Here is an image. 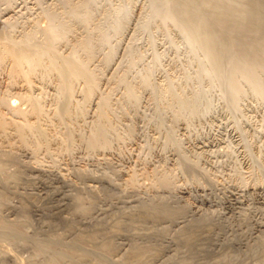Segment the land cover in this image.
I'll return each instance as SVG.
<instances>
[{"label":"bare ground","instance_id":"obj_1","mask_svg":"<svg viewBox=\"0 0 264 264\" xmlns=\"http://www.w3.org/2000/svg\"><path fill=\"white\" fill-rule=\"evenodd\" d=\"M2 1L4 2V0ZM149 1L153 7L152 17L160 18L162 9L166 7L168 9L166 20L169 22L165 20L161 26L166 27L167 24L173 23V26L169 27L175 33L178 26L182 31L177 32V36L184 41L190 51L201 52L206 58L207 64L201 70L202 76H208L218 86L227 85L235 90V94H232L233 96L229 98V104L226 106L229 115L237 114L241 104L246 103L248 106L249 104L253 106L252 102L264 100V81L259 74L260 71L264 74V0ZM5 3L6 6L12 4V7L1 11L0 19L4 26H7L6 31L9 28V32H7L10 37L12 36L11 43L16 48L5 49L6 52L0 53V72L7 67V64L10 65L9 87L6 89V93L12 90L15 95L11 98L8 97L9 94L3 93V90V92L0 91V141L8 139L10 134L16 136V141L12 142L14 147L9 143V146L13 147L11 152L0 154V168L5 169V163H18L14 149H25V151L28 150L31 154L37 155L41 149L49 152L54 141H59L57 143L63 154L72 152L77 140L91 156L100 152L109 153L115 148H120L124 142L132 141L137 136L138 122L145 119L139 110L141 94L142 91L151 89L154 92H161L162 95L159 98L158 116L153 120L155 129L152 132L159 136L157 146L161 147V153L167 152L172 155L174 165L172 163L171 165L174 168L172 167L173 169L169 171L183 175L188 179L186 180L188 182L201 185L203 181H207L208 173H204L203 168L201 170V162L208 154L210 144L200 142L194 154L177 142L176 134L183 130L191 135L190 125L194 127L204 121L210 109L209 103L200 93L186 96L181 93L180 89L173 86L166 87L167 89L164 91H161L160 88L157 89L151 83V68L140 77L138 86L131 84L126 76L118 77L117 83L124 90L122 101L114 104L110 94L100 97L92 130L87 135L77 131L78 123L76 124V122H79V118H83L86 104H89L97 94L99 76L96 68H92V63L95 62V58L98 59L97 56L101 53L102 48L111 46V34L117 35L124 29L128 22L127 12L124 9H120L116 14H107L102 25L103 29H99L100 26H93L99 12V5L95 0H81L76 3L62 0L61 6L65 11V16L64 13L60 15L51 9H47L43 13L48 23L41 33L44 40L38 44L35 30L29 33H19V37L14 36L16 35L14 30L17 27L13 22L16 21L12 22L11 20L12 17H19L21 15L19 13L24 10L31 13L35 7H37L38 13L35 11L34 13L38 15L37 18H40L42 8L38 1L25 0L22 4L17 5L18 10L12 9L15 6L14 0H5ZM129 10L127 9V11ZM150 26L148 24L145 30L147 31ZM81 29H83L82 32ZM1 37L3 38L2 41L0 39V42L8 41L7 33ZM32 40L34 43L30 50L44 53V57L37 56L29 63L21 51L19 54L18 48L30 45ZM63 45L68 49L67 53H62L60 47ZM113 54L114 50L110 48L108 52L100 56L102 64H111ZM129 55L135 54L131 52ZM132 59L133 57L130 58V63ZM222 62H226L228 66H224ZM229 76L238 77V79L227 84L226 80ZM80 86H82L81 90ZM47 89H51L55 93L53 102L55 107L51 112L46 110L42 99ZM19 101L21 104L24 103V106L26 104L25 107L28 109L19 108ZM203 102L204 106L201 108ZM115 106L117 107L115 108ZM250 108L248 109L250 110ZM169 117L171 120L168 125ZM198 138L201 140L200 137ZM144 142L146 146V141ZM1 148H4L3 145ZM119 153L121 152L119 151ZM160 158L161 164H167V159ZM156 169L151 176V186L166 193L173 191L175 189L172 181L173 175L169 172L163 174L161 170L158 172ZM1 170L3 169L1 168ZM5 170L0 173L1 175L3 173L2 177H4ZM139 175L145 177L144 172ZM139 175H136L137 179L133 177L132 186L137 185ZM18 177L4 179L10 183L11 180H17ZM5 185L7 186V184ZM110 192L106 193V197L112 199ZM163 197L158 200L156 198L154 202L151 200L147 204L141 203L135 213L130 215L127 213L125 218L122 215L113 218L112 224H108V221L92 220L93 211L98 205V197L93 195L91 198H87L84 203L76 204L77 215L89 221L85 230L77 232L73 229L76 228L73 226L74 224H71L73 227L68 226L72 232L69 231L70 234L74 235L71 241L66 242L67 239L64 236L55 233L45 242H36L37 250L47 257L46 264L154 263V260L159 256L158 240L166 238L168 232L167 229V232H164V229H160L159 226L163 223L177 224L186 217L185 209L180 207L179 203H175L176 198ZM6 200H8L7 194L1 193L0 201ZM191 222L188 221L185 224L176 239L184 255L181 256L182 253L179 252L180 256L171 258L169 264H234L235 253L232 251L231 243L227 245V251H224L222 255L215 257L209 254L210 244L206 237L212 234L213 218L200 217ZM25 226L24 223L23 225L19 223L0 225V239L3 237L7 242H12V237H14L15 241L12 243L25 241L27 237L25 236ZM122 232H127L130 235V238L127 236L131 242L130 249L124 258L116 259L115 255L119 249L116 239L122 236ZM141 238L143 240L138 243ZM258 243L256 247L249 250L248 257L256 260L255 263L258 261L262 264L264 263V240L261 239ZM160 252L162 253L161 248Z\"/></svg>","mask_w":264,"mask_h":264},{"label":"rangeland","instance_id":"obj_2","mask_svg":"<svg viewBox=\"0 0 264 264\" xmlns=\"http://www.w3.org/2000/svg\"><path fill=\"white\" fill-rule=\"evenodd\" d=\"M24 1L17 0L12 9L16 10L17 5ZM36 1L42 8L40 18L36 17L38 15L35 13H38V10L35 7L31 13L24 10V12L19 13L22 17H20L21 15L14 17L16 20H13L12 17L11 20L12 22L16 21L13 22L17 27L14 30V34H16L14 36L19 37V33H29L35 30L37 43L41 44L44 40L41 33L48 23L43 13L47 9H51L60 15L64 13L65 16V11L61 6L62 0ZM69 1L76 3L81 0ZM95 1L99 5V12L93 26H100L98 28L103 29L102 25L106 15L116 14L120 9L127 12L128 22L121 33L111 34V46L113 48L111 46L102 48L101 53L97 56L98 59L95 58V62L92 63V68H96L99 76L97 94L89 104H86L83 118H79V122H76V124L78 123L76 127L78 133L87 135L92 130L100 97L110 94L114 104L122 101L124 90L117 83L118 77L126 76L131 84L138 86L140 77L151 68V83L157 89L160 88L161 91H164L167 89L166 87L173 86L180 89L181 93L186 96L200 93L209 103L210 109L204 121L194 127L190 125L191 135L183 130L176 134L177 142L194 154L200 142L210 144V153L208 152L201 162V170L203 168V172L208 173L209 180L201 181L200 185V183L186 181L188 179L179 173L175 174L174 171H169L174 168L172 155L167 152L161 153V147L157 146L159 136L152 132L155 129L153 120L158 116L159 98L162 95L161 92H154L151 89L144 90L141 94L139 110L145 119L138 122L137 136L132 141L124 142L120 148L109 151V153L100 152L91 156L85 151L86 149L82 147L79 140H77L74 150L66 154L60 151L59 141H54L55 144L51 145L49 152L41 149L37 155L31 154L25 149H14L18 163H5L6 167L9 166L7 169L4 166L6 170L1 167L5 171L4 177H2L3 173L0 174V194H7L8 200H6L7 203L0 201V225H11L12 223L23 225L24 223L26 225L25 236L27 237L25 241L14 243H12L15 241L14 237H12V242H7L1 237L0 264H46L47 257L37 250L36 242H45L55 233L64 236L67 239L66 242H69L74 235L70 234L71 231L68 226L76 227L77 229H73L77 232L85 230L89 221L77 215L76 207L93 195L98 197V205L93 211L92 220L108 221V224H112L113 218L121 215L125 218L127 213L128 215L135 213L141 203L147 204L151 200L154 202L156 198L158 200L163 196L170 199L176 198L175 203H179L178 205L185 209L186 217L177 224L163 223L159 226L160 229H164V232L167 229L168 238L158 240L160 244L157 243V246L159 245L160 257L158 256L159 258L157 257L151 264H169L170 259L178 257L179 252L183 256V251L179 248L178 240H176L177 235L188 221L193 220L192 222H194L200 217L207 216L214 219L212 234L206 237L209 240V254L211 256L222 255L224 251H227V245L231 243L233 245L232 251L235 253L234 264H261L258 261L255 263L256 260H252L248 255L252 247H256L261 239L264 240V100L262 102L257 101L260 104L252 102L253 106L250 104L248 106L246 103L241 104L237 114L229 115L226 106L229 104V98L235 94V90L227 85L218 86L208 76H202L201 70L207 64L203 54L190 51L184 41L177 36L182 31L179 30L178 26L175 29L176 33L171 30L172 28L170 29L173 23H169L171 26L167 24L168 27L164 26L165 28L161 26L166 20L168 11L166 7L162 9L160 18H153L151 14L153 7L149 0ZM5 4V0L4 2L0 0L1 14L5 8L12 7V4L9 6ZM127 9L130 10L127 11ZM17 18L19 19L17 20ZM166 22L169 21L166 20ZM148 24L151 26L146 31L145 28ZM6 28L7 26H4L0 19V32L2 35L7 33L8 36L7 42H0V53L6 52L5 49L16 48L11 43L12 36L10 37L8 34L9 28L7 29L8 32ZM82 31L83 29H81ZM1 36L2 41L4 36ZM33 43L32 40L30 45L18 48L19 52L21 51L26 56L29 63L37 56L44 57V53L30 50ZM110 48L114 50L112 63L102 64V57L100 56L108 52ZM60 49L62 53L68 52L64 45ZM131 52H134L135 55H129ZM131 57L133 59L130 63ZM222 63L224 66H228L226 62ZM9 67L10 65L7 64L4 72H0V91H4L3 93H6V89L9 87ZM259 74L264 81V74L261 71ZM234 76L227 78V84L238 79ZM11 91L6 94L12 98L15 94ZM45 93L42 98L43 104H45L46 110L51 112L55 107L53 103L55 93L51 89L45 90ZM19 104V108L28 109L25 107L26 104L25 106L24 103ZM203 106L204 102L201 104V108ZM170 120L169 117L168 125ZM15 138L16 136L10 134L8 139L0 141V154L11 152L14 147L12 142L16 141ZM144 141H146L147 147ZM9 143L10 146H13L12 148ZM2 145L4 148H1ZM160 157L165 158L164 160L167 159V164H161ZM1 168L0 173L3 172ZM155 169L158 172L161 170L163 174L169 172L173 175L172 181L175 189L171 191L172 193H166L151 186V176H153ZM143 172L145 177L139 175ZM14 173L15 175H13ZM136 173L139 175V179L134 187L131 185V181L136 178ZM15 176H19L16 178L18 181L11 180L8 183L4 179ZM109 191H111L113 200L106 197V193ZM66 234L70 235L67 236ZM127 236H130L129 233L122 232V236L117 237V241L115 240L116 245H118L117 248H119L115 255L116 259L124 258L130 249V237ZM140 240L143 239H139L138 243H141Z\"/></svg>","mask_w":264,"mask_h":264}]
</instances>
